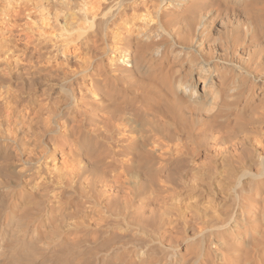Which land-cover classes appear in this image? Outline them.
<instances>
[{"label": "bare ground", "instance_id": "1", "mask_svg": "<svg viewBox=\"0 0 264 264\" xmlns=\"http://www.w3.org/2000/svg\"><path fill=\"white\" fill-rule=\"evenodd\" d=\"M7 2L0 264H264V0ZM56 151L71 171L26 190ZM51 192L100 208L92 240L42 252Z\"/></svg>", "mask_w": 264, "mask_h": 264}, {"label": "rangeland", "instance_id": "2", "mask_svg": "<svg viewBox=\"0 0 264 264\" xmlns=\"http://www.w3.org/2000/svg\"><path fill=\"white\" fill-rule=\"evenodd\" d=\"M8 0H0V42L3 40V37H8L9 32H4L5 31V27L4 26V19H7V15L4 16V14L6 12H9V18H11V22L12 24H14V33L15 34H27V31L29 30L27 27L28 25L25 24L26 23V19H28L22 12L17 11L16 13L13 12L11 10L10 4L7 2ZM27 12V11H26ZM16 14L18 15V17L15 19ZM17 21V22H16ZM16 24L18 26H16ZM24 27V32H20V28ZM1 32H4V34H2ZM3 35V36H2ZM24 37V36H21ZM53 49V48H52ZM78 52V51H76ZM3 55H7V54H3ZM7 57V56H6ZM14 58L16 59L17 56L14 55L12 58H9L8 64H10L11 68H13L14 66ZM18 58H23V56L20 54L18 55ZM2 58H0L1 60ZM10 62V63H9ZM20 64L23 65H27V60L23 59L21 62H19ZM44 64V63H41ZM41 64H39L41 66ZM43 66V65H42ZM44 66L49 67V65L46 63L44 64ZM16 68H13V71H15ZM54 167L52 166L53 161L52 158L50 156H47L45 158L46 162L44 159H41V162H37L35 164V167L27 174V177H29V184H26L24 182L23 186L26 190H29V185L34 182V190H39L41 188H44L43 186L46 184H50L52 185L50 182L56 181V174L59 171H64V170H69L71 171V169H67L66 164L63 163L61 161V153L56 151L54 154ZM14 163H17V159H14L13 161ZM18 164V163H17ZM70 167V166H68ZM48 181V182H47ZM50 181V182H49ZM48 186V185H47ZM56 191V190H55ZM54 191V192H55ZM51 192V193H54ZM111 192V191H108ZM107 192V193H108ZM110 194V193H109ZM0 198L1 199H7L8 197L5 196V194L0 192ZM55 201H59L61 202V212H62V223L60 224V227L55 228L54 225H52V223H50L47 219H45L43 213L44 211L38 209L37 212L35 213V217H40L41 219H36L33 220L32 222L35 221V223L39 224L40 220H43V222L40 224V226H42V230H41V250L42 252H47L48 250H53L55 248H57V246L63 242H65V237H67L66 239H68V237H70V239H73L71 237H75V239L73 240H78L80 235H82L83 232H81L82 229H88L89 230V236L90 239L92 240V236L94 235V231L97 235L98 231H97V223H98V215H101V211L100 208L95 206L94 203L90 204L88 202H85L83 198H78L75 202V205L78 207L77 210L73 207V204L69 203V199H67V197L65 198L64 195L59 194L56 195L54 193V196L52 198ZM195 203L196 206H198L200 209H205L207 206V203L205 201V197L204 194H199L196 193L194 198L192 199H188L184 194H182L180 197H178L174 202V207L175 206H179L182 209L184 207H186L187 204H190L191 208L193 207V204ZM17 206L21 209L23 206L25 205H19L17 204ZM189 209V208H188ZM34 226V224L32 225ZM56 229V230H55ZM70 229V231L68 230ZM74 229V230H73ZM66 231L68 232H73L70 236L66 235ZM62 232L63 238L61 239L59 238L58 234ZM67 232V233H68ZM65 233V234H64ZM77 233V234H76ZM96 241V240H95ZM91 254L94 255V253L92 252Z\"/></svg>", "mask_w": 264, "mask_h": 264}]
</instances>
